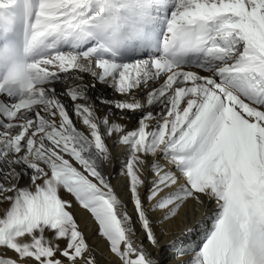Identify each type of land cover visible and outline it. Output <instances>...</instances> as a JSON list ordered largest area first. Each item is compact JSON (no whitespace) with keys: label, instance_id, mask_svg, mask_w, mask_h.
<instances>
[{"label":"snow or ice","instance_id":"snow-or-ice-1","mask_svg":"<svg viewBox=\"0 0 264 264\" xmlns=\"http://www.w3.org/2000/svg\"><path fill=\"white\" fill-rule=\"evenodd\" d=\"M73 201L116 264H163L188 201L169 264H264V0H0V264H99Z\"/></svg>","mask_w":264,"mask_h":264},{"label":"bare ground","instance_id":"bare-ground-1","mask_svg":"<svg viewBox=\"0 0 264 264\" xmlns=\"http://www.w3.org/2000/svg\"><path fill=\"white\" fill-rule=\"evenodd\" d=\"M56 87L59 91L61 84L58 83ZM91 94L92 93H90V95ZM95 94H102L106 97L114 96L112 90L106 89L103 84L97 85ZM134 126V123L129 124V128ZM78 127H80L81 130H84L83 126L80 124H78ZM108 145L112 150V154L115 158V163L114 166H105L104 174L108 176L109 173H111L110 182L115 192L123 200L127 201L129 198L127 191V181L126 177L121 173L122 167L125 162L126 149H124L123 146H114L113 140H108ZM21 183H26V180L21 181ZM61 196L64 199H71V197L64 192H61ZM214 208V204L196 206L193 201H188V203L179 210V214L175 219L169 220L167 223L156 228V235L160 245L162 246L160 251L157 252L156 249L152 248L148 244V241L146 239L144 240L145 246L150 252H152L154 256H158V258L163 261V264H169L172 250L166 247V245H168L171 241H176L177 246L185 241H188L190 245L200 241L202 239V233L204 229L210 226L211 214ZM128 209L130 212L132 211V205L130 203L128 204ZM72 212L79 228L83 231L87 242L90 245L95 246L98 252L102 254H98L96 257L99 264H116V258L108 251V245L106 241L98 234V225L91 214L87 210L81 208L74 201ZM156 215H159V213H157ZM161 227L165 229L164 232H161ZM188 230H191V235H185ZM137 234L138 236H142L138 225ZM8 255L11 256L12 253L9 252Z\"/></svg>","mask_w":264,"mask_h":264},{"label":"rangeland","instance_id":"rangeland-1","mask_svg":"<svg viewBox=\"0 0 264 264\" xmlns=\"http://www.w3.org/2000/svg\"><path fill=\"white\" fill-rule=\"evenodd\" d=\"M93 246V245H92ZM95 248V246H93ZM164 253V252H163Z\"/></svg>","mask_w":264,"mask_h":264}]
</instances>
